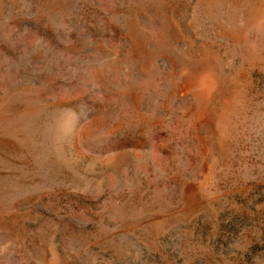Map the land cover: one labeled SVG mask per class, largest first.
Returning <instances> with one entry per match:
<instances>
[{"label":"rangeland","instance_id":"374dc122","mask_svg":"<svg viewBox=\"0 0 264 264\" xmlns=\"http://www.w3.org/2000/svg\"><path fill=\"white\" fill-rule=\"evenodd\" d=\"M0 264H264V0H0Z\"/></svg>","mask_w":264,"mask_h":264}]
</instances>
